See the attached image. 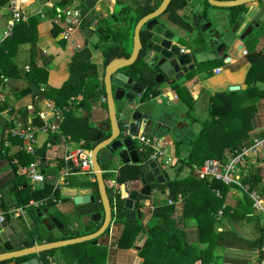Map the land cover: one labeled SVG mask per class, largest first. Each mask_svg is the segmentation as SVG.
<instances>
[{"label":"crops","instance_id":"obj_1","mask_svg":"<svg viewBox=\"0 0 264 264\" xmlns=\"http://www.w3.org/2000/svg\"><path fill=\"white\" fill-rule=\"evenodd\" d=\"M0 1V77H2V71L6 67H15L17 74H22L23 72H26L27 69V72H29L31 66L34 68L33 72L29 73L26 78L19 75L3 77L0 80V93L4 97V101L0 103V211L4 212V220L7 219L10 223L17 221L24 230L27 225L22 221V215L24 212H27L32 222L35 224L36 229L39 232L44 231L40 224V218L36 215L37 212H35L36 208L40 209L38 208L40 202L29 200L27 204L17 205V197L13 192L12 186L18 183L16 190L24 185L27 186V180L24 176L23 168L26 166V161L32 160L33 157L22 150L21 147L24 146V142L9 135L6 131L8 125L5 120L11 117L10 115L12 114L19 115L24 121L30 120L34 124L41 125L43 117L45 116L47 119L49 115L48 120L58 124L60 133L49 136L53 142L52 147L49 150L40 145V142L47 134L40 133L37 136L36 145L38 147L36 146V151L40 156L47 154L52 150L57 152L56 157L41 164V170L44 173V182L53 184L57 192L56 198L53 200V205L49 206L46 210L41 208L40 211H42L45 216L55 217L61 221L65 227L69 224L74 225L73 231L66 229L67 233L65 237H72L74 235L91 232L95 226L99 225V222L92 221L89 218V215L79 216V210L83 209V206L90 205V203L75 205L72 202V196L76 194H92L91 188L68 185L62 179L66 177L63 175L62 166L58 172H54L53 169L55 167V161L60 158L59 155L61 151L65 147H72L71 139L73 138V135H76L77 133L81 135L76 146L80 143L83 144L84 129L83 126L76 128V123L79 122L81 124L85 120L87 124L93 126L96 122L104 120V118L98 115L92 116L88 113L89 106L90 108L98 106V104L99 106H102L103 102H100L99 100L101 96H98L97 98L95 97L89 103L83 101V90H91L85 88L88 83L91 84L90 81L95 80V83L98 84L97 86L100 85L99 77L101 76L102 67V58L100 55L101 41L92 44V42H90V37L93 35L94 30L89 31L81 28L79 23L78 26H75L69 22L73 19V11H78L77 19L80 22L81 17L79 14V6L83 0H78L77 3L76 0H70V2L63 7L59 8L58 6H55L54 11H52L53 4L58 0ZM101 1L102 0H96L94 2L92 9H90L91 12L97 11V6ZM107 1L106 15L110 16L113 12L112 5L114 4L125 3V5L119 6V8H122V10H120L121 13L123 12V14H125L124 12H131L133 7L141 6L145 2H148V4L151 5L154 0ZM11 2L18 7L25 18L23 21L14 24L10 35L4 36L7 20L10 18L9 6ZM73 2L75 3L73 4ZM129 2L132 3L131 7H129ZM189 2L183 7L180 6L176 12L179 17L181 16L185 19V24L190 22L191 13L195 12L199 20L204 19V23H210L209 28H211L213 32L227 30L226 22L230 20V14L227 8H225V14L222 11L212 10L214 17L219 19L222 24L221 27H219L220 25L212 27V22L207 16L209 6H203V0H190ZM194 5L197 6L193 10ZM244 6L250 8V12L247 13L246 19L257 10L254 7L255 3L246 4ZM62 8L64 9V12H61L63 10ZM203 10L206 12L205 17L202 14ZM89 13L90 12L83 13L82 19L89 18ZM97 15L98 17L92 20L90 26H98L99 18L105 17V13H97ZM262 18L264 19V12L262 13ZM161 19L167 22L168 27L174 33H179V29L175 26L177 23L171 22V19L166 18V15L162 16ZM213 19L216 20L215 18ZM260 25L261 29L255 31V36L258 41L254 50L264 54V21L260 22ZM74 28L82 31V41H79L76 34L77 31H72ZM55 29H58V31L54 34L53 30ZM186 29L191 32L189 40H182L179 45L184 52L196 48L199 42L198 38H196L197 36H195L196 32H194V30L191 31V28ZM207 30L208 28L206 29V32ZM213 32L207 35V39L210 37L212 39L211 41L208 40L210 47L213 45ZM85 35L87 37L84 38L83 36ZM249 39L251 38L246 40ZM233 42H235L234 45L232 44L233 46L230 45L226 50L219 51L218 53L213 52V49L208 48L207 45H203V48H197L198 61L195 63V69H193V72L187 74L181 78V80L176 82L178 85H184L189 94H191L193 99L192 114L197 120L201 121L207 116L209 94L215 91L227 90V87L230 85H237L238 89L244 88L245 86L244 75L248 67V61L245 59L246 48L243 46L244 41L235 39ZM238 44H241V48L239 49L237 48ZM231 47H234L235 50L239 52L237 57L232 56ZM92 52H98V54L95 53L98 56V63H96V65H93L92 63V65L96 67L97 77L95 79L88 77L87 69L84 67L86 61H92ZM205 53H209V55L206 56L204 55ZM221 59H223V62L225 63L223 68L219 65H215V67L211 69H208V67L206 68L208 61H219ZM50 64H52V68H49ZM213 73L216 74L213 76ZM30 82L36 84L37 90H41L44 87L59 88L65 82H70L80 86L81 92H79L78 95H71L69 97L68 105H57L52 99L39 98L36 96L34 93L37 90L33 91L31 89ZM95 83L93 85H95ZM173 83L171 82L163 85V87L168 86V89H166L164 93L159 91L158 95L147 97V105L141 109L149 114L147 120L148 125H141L138 129V132L141 134L157 139V145L162 146L166 150L170 160H175L172 165H165V167H171L175 170V173L172 176L168 175L164 166L158 160L156 161L165 170L168 179L173 177H183L179 175L180 170L183 168L186 169V172L183 174L186 175L188 173L191 175L189 168L193 164L190 166H180L178 159L185 158L189 154L190 139L195 134L193 127L199 128L198 122H190L185 118L184 110L186 107L179 101L175 91L170 89V86ZM256 84L259 87H264V82L259 81L256 82ZM206 86H215L214 88H221V90H214L207 94V91H204ZM80 87H78V90ZM27 89L29 90L26 91ZM164 96L166 97V100L162 108H159L158 105H154V100ZM76 98L80 101L77 102ZM95 100L97 101L96 103H94ZM173 101L174 103H171ZM51 105H53V109H56L61 114L62 118L60 120H54L50 116L51 113L49 109ZM6 107L10 108V115L3 112ZM69 107H72L73 111L76 112L72 117V113L70 116L65 113ZM198 111L200 118L196 114ZM201 116L204 117L201 119ZM66 121L71 122V129L63 132L61 125ZM195 124H197L198 127ZM73 128H75V130H72ZM170 128L172 130L171 134H173L171 136L168 135ZM176 130H178L177 136H175ZM263 135L264 97L258 99L255 103V110L250 118V130L248 131V138L250 140L244 147L250 146L254 139H259L263 137ZM64 137H68L67 143L66 140H63ZM181 138H184V142L180 140ZM262 156H264V143L255 150L254 154L248 153V158L246 157L236 168V174L239 176L241 187H227L222 204L216 209L215 213H212V219H210L207 214L201 216L200 223L205 227L207 236L215 237L219 244L216 245L213 250L215 252V254H212L214 260L208 259L205 264H264L262 261V258L264 257V217L254 210L251 205V199L248 195V192L255 191L264 200V168L257 164V161H259ZM112 163L114 166L111 168L109 167V170L115 171L117 167H119L120 162L115 159ZM250 166L262 169L260 170V180L257 182L256 188L248 190L242 179L247 177ZM111 180L112 179L108 180V183ZM42 184H37L34 188H39ZM119 184H123V187L118 195L124 199L127 186L135 185L136 183L135 180H131ZM163 190V193L158 192L165 196L164 202L167 203V200L171 201L170 204L173 206V217L175 218L176 225L184 230L188 241L194 242L196 239L195 220L183 217V201L181 196L177 195L176 200H171L167 197L168 189L165 187V184H163ZM154 191L156 190H151L150 197L144 198L143 205L140 204V217L142 216L141 221L143 228L134 236V240L130 247L126 248L116 245V240L120 236L123 225L121 222L115 221L114 217L111 220L106 235L102 234L96 239L90 241L88 246L101 247L100 251L102 255L100 254L97 258L99 264L142 263V257L137 254V251L140 249L145 239H140L139 243L137 242V239L141 235L146 238L147 225L150 223V212L154 207L152 201L156 198L154 196ZM108 192L111 194L110 188ZM245 193L248 200L244 197ZM116 196L110 198L112 204H114ZM215 196L218 198L220 197V195H216V193ZM94 202H98V199ZM17 206L22 207V214L13 213V208ZM225 208H228V211H224ZM95 212H100V208L98 207ZM11 215H13V217H11ZM134 217L139 218L136 216ZM56 238L57 237H54L53 239ZM198 245L202 246L203 244L199 243ZM73 249L74 248L71 246H65L54 251L56 255L55 264H76ZM193 264H201V261L196 260Z\"/></svg>","mask_w":264,"mask_h":264},{"label":"trees","instance_id":"obj_2","mask_svg":"<svg viewBox=\"0 0 264 264\" xmlns=\"http://www.w3.org/2000/svg\"><path fill=\"white\" fill-rule=\"evenodd\" d=\"M179 0H170L166 10L162 14L166 15V18L171 19V22L180 23L181 19L177 15V10L180 8ZM1 2V1H0ZM70 0H58L53 4L54 7H63L67 5ZM82 8L79 11L80 22L79 26L83 29L89 28L92 20L97 18V15L92 14L91 10H88L81 1ZM156 4L150 5L145 2L137 10L131 14H122L119 17L113 16V20H125L123 25V32L127 35L126 39L118 38L116 33H112V45L111 52H108L106 45V33L100 35V55L101 65L105 64L109 59L116 55L119 48L126 50V47H130L131 44V31L132 27L142 14L151 11ZM203 6L207 7L206 0H203ZM229 10L230 19H233L238 13L244 11V6H232L227 8ZM85 12H90L89 18H83L82 15ZM121 12V11H120ZM203 16L206 12L203 10ZM112 20V21H113ZM98 26L107 29L108 19L99 18ZM110 21V20H109ZM58 29L53 30V33H57ZM93 31V29H91ZM115 32V31H114ZM256 37L249 40H245L244 43L248 46L253 42ZM122 39V44L118 40ZM140 40L145 42L146 33L140 32ZM5 46V45H4ZM124 47V48H123ZM245 53V59L248 61V67L244 75V88L236 90H223L215 91L208 96L207 102V116L203 120H197L193 112V99L191 94L184 85H178L174 82L170 89L174 90L177 94L179 101L186 107L184 110L185 118L190 122H198L199 128L195 131V134L190 139L189 154L185 158H180L178 161L181 165L190 166L191 164H201L206 159H221L225 151L234 153L239 151L242 147L249 143L248 131L250 130V118L255 110V103L258 99L264 97V87H259L256 82H264V54L254 49H247ZM139 57L142 53H139ZM218 60L208 61L206 67L211 69L215 67ZM92 65L90 62H85V69ZM33 66L26 72L17 74L15 67H6L2 71V77L8 76H23L27 77L29 73L33 72ZM125 71L135 77L142 85L148 83L151 77L149 70L145 67L141 60H138L133 65L127 67ZM25 75V76H24ZM100 84V83H99ZM96 85V87H95ZM90 91L83 90V101L89 103L95 97L103 96V87L100 84L95 83ZM75 84L65 82L59 88L44 87L41 90H37L34 94L39 98H49L56 102L57 105H64L69 103V97L73 94L78 95L81 92V87L78 90ZM83 88V86H82ZM27 89L26 91H28ZM159 94L157 89H153L150 95L147 97H154ZM104 105V103H103ZM85 117V116H84ZM71 122L62 123L61 128L64 131L71 129ZM83 126V145L87 148H91L94 144L104 139L107 134L97 129L96 127L87 124L84 120L81 124L76 123V128ZM262 136V135H261ZM150 149L139 153L142 161L148 159ZM1 156V152H0ZM24 160V159H23ZM30 160H27L28 162ZM62 166L61 159L55 161L54 172L60 171ZM108 166L102 167L103 182L109 190L110 185L108 180L112 179L117 183H124L131 180H137L139 178L140 169L137 164H120L117 167L115 174L109 172ZM262 168L250 166L247 177L243 178V183L248 190L254 189L257 186V182L260 180V170ZM21 177V176H20ZM66 184L75 185L80 187L91 188L92 194L95 200L98 199L97 186L95 180H90L85 175H68L63 178ZM168 189L167 197L171 200H176L177 195L181 196L183 201L182 215L184 218H191L195 220L196 227V239L194 242L187 240L185 232L182 228L178 227L173 217V206L163 202L159 205H154L150 214V223L147 225L146 238L137 254L142 257L141 264H193L196 260H200L201 264H205L208 259L214 260L215 254L214 247L219 245L213 236H207L205 227L200 223L201 216L207 214L212 219V213H215L216 209L222 204L223 197L226 193L227 186L220 181L211 179L209 181L203 179H197L188 173L183 177H173L168 179L164 183ZM17 184L12 186L13 192L17 197V205L27 204L29 200L38 201L40 204L38 208L47 209L53 205V200L56 198L55 186L48 182H43L39 188H27L23 186L16 190ZM215 190L218 191L220 197L215 196ZM245 199L248 197L245 193ZM250 200V199H249ZM240 203V202H239ZM238 203V205H239ZM110 205L113 207V217L115 221L121 222L123 225L120 236L116 240V245L119 247H130L134 236L143 228L142 216L139 218H131L128 215V210L123 208V199L120 195L116 196L114 204L110 200ZM84 207V208H83ZM79 210V216L89 215L95 212L97 208H100L99 201L90 203V205L83 206ZM249 208V206H248ZM39 209V210H40ZM224 211H228L225 208ZM158 220V221H157ZM98 227L95 226L92 230ZM90 241L69 245L74 251V257L76 264H99L97 258L101 253V247H90L88 244ZM203 244L199 246L198 244ZM81 245L88 247L80 248ZM67 247V246H66ZM45 253L42 254V258ZM44 264L46 261L43 259Z\"/></svg>","mask_w":264,"mask_h":264},{"label":"water","instance_id":"obj_3","mask_svg":"<svg viewBox=\"0 0 264 264\" xmlns=\"http://www.w3.org/2000/svg\"><path fill=\"white\" fill-rule=\"evenodd\" d=\"M95 1L83 0L82 2L90 10ZM169 1L158 0L157 2L155 0L156 6L138 17L132 27L131 44L130 47H126L128 55L114 56L101 67L99 83L103 87L106 117L93 126L106 133L107 136L89 148L90 164L94 171L100 204V212L90 213L89 218L94 222H99L98 227L88 233L65 237L66 229L73 231L74 225L69 224L65 227L55 217L45 216L42 211L36 208V215L40 218V224L44 230L39 232L28 213L24 212L22 221L27 225L25 230L17 221L10 223L6 219L0 225V264H44L43 259L46 264H55L56 255L54 251L57 249L91 241L108 232L113 218V208L110 205L111 194L103 182L102 167L108 166L115 159L120 164H137L140 169L139 178L135 180L136 184L127 186L123 199V208L128 210L129 217H140V206L143 205L144 198L150 197L151 190L163 193V184L168 181L165 170L155 160L142 161L131 138L138 132L141 125H148L149 114L144 110L142 111L141 108L147 105L150 84L142 85L125 69L141 60L149 70L152 80H155V77L160 74L163 75L166 83L177 82L193 72L195 63L198 61L196 48L187 52H180V41H188L191 35V32L186 28H191V31L194 30L196 38L201 35L204 45L218 53L226 50L235 39L245 41L248 38L256 37L255 31L261 29L260 22L264 21L262 18L264 0H206L208 6L223 8L255 3L254 7L257 10L246 19L250 8L244 6V11L226 22L227 30L220 32H213L209 28L210 23H204V19H201L203 25L200 26L197 14L192 12L189 23L185 24V19L179 17L181 22L175 25L179 29V33L176 34L160 17L166 10ZM189 1L181 0L179 6L183 7ZM196 6L194 5L193 10ZM206 27L208 28L207 32ZM86 29L94 30L90 37L92 44L98 42L99 36L104 32V28L101 26H90ZM141 31L146 33V40L143 43L140 40ZM211 32H213L214 39L213 45L210 47L207 35ZM237 48H241V44H238ZM140 52L142 55L139 57ZM87 75L89 78H96V67L89 66ZM30 87L33 91L37 90L34 82H30ZM236 89H238L237 85L227 87V90ZM101 125L105 127L102 128ZM165 191L167 192L166 189ZM94 201V196L88 193L72 196V202L75 205L94 203ZM54 237L57 238L53 239ZM140 239L145 238L141 235L137 239L138 243ZM43 253L45 255L42 258Z\"/></svg>","mask_w":264,"mask_h":264},{"label":"built area","instance_id":"obj_4","mask_svg":"<svg viewBox=\"0 0 264 264\" xmlns=\"http://www.w3.org/2000/svg\"><path fill=\"white\" fill-rule=\"evenodd\" d=\"M10 18L7 20L6 29L4 31V36H8L11 33L12 27L15 23L24 20V15L15 6L13 2L10 3ZM73 19L69 21L72 25L78 26V11L72 12ZM180 52H183V49L180 48ZM4 101L3 95L0 93V103ZM104 101V97H100V102ZM50 116L55 120H60L61 114L53 109V105L50 106ZM3 112L10 115V108L6 107ZM6 121L7 128L6 131L10 136L18 138L24 142V146L21 147L26 153L30 154L33 159L26 163V166L23 168L24 176L27 180V186L30 189H33L37 184H42L44 182V173L41 170V164L46 163L47 160L53 159L56 157L57 152L52 150L51 152L43 155L37 154V136L40 133L47 134L46 137L40 142L44 148L48 150L52 147V140L50 135L59 134L58 124L49 121L48 117H43L41 125L32 123L30 120H22L19 115H10ZM43 116V114H42ZM127 133V131H124ZM137 153H142L149 148L151 151L148 155V160L159 161L163 166L172 165L175 160H170V157L167 155L166 150L157 145L158 140L153 137H148L146 135L137 132L134 136H131ZM64 141L68 140V137H64ZM62 140V141H63ZM264 143V135L259 139H254L253 143L248 147H242L239 151L231 153L229 151L225 152L221 159H207L201 164H193L190 166L189 171L192 176L197 179L203 180H217L225 184L227 187L237 186L241 187L239 181V176L236 174V168L238 165L243 162L247 157L248 153L254 154L255 150L258 149ZM37 146V147H36ZM60 159L62 161V172L64 176L68 175H85L89 179L94 180V171L92 170L90 164V150L85 147L82 143L78 144L75 147H65L60 153ZM264 156L257 161L259 166H263ZM115 174V171L108 170ZM103 172V170H102ZM61 179V178H59ZM63 179V178H62ZM111 197L114 198L116 195L120 194L123 184H119L114 180L109 182ZM216 195L218 191L215 190ZM249 198L251 199V205L254 210L261 214L264 217V200L257 194L255 191L248 192ZM167 203L170 204L171 201L167 200ZM13 213L22 214L23 210L21 206L13 208ZM4 212L0 211V225L4 221ZM264 262V257L262 258Z\"/></svg>","mask_w":264,"mask_h":264},{"label":"rangeland","instance_id":"obj_5","mask_svg":"<svg viewBox=\"0 0 264 264\" xmlns=\"http://www.w3.org/2000/svg\"><path fill=\"white\" fill-rule=\"evenodd\" d=\"M77 1L78 0H76V3H77ZM80 1V0H79ZM75 2H73V4H74ZM128 3V2H127ZM108 4V1L107 0H102L99 4H98V6H97V11H95V12H93L92 11V14H95V15H97V13H105V17L104 18H106V19H108V21L110 20V21H112L113 19L110 17V16H108V15H106V11H107V9H106V5ZM110 5H112V4H110ZM120 5H125V3H121V4H114V5H112V8H113V14H114V16L116 17L117 16V10L119 9V6ZM131 5H132V3L131 2H129V7H131ZM82 8V6H81V4H80V6H79V9H81ZM63 9V8H62ZM218 10V11H222V12H224V14H225V8H223V7H221V8H219V7H214V6H209L208 7V14H207V16H208V19L212 22V24H211V26L212 27H216V26H219V25H221V23H220V21H219V19H217L216 17H214V15H213V13H212V10ZM224 10V11H223ZM61 12H64V9L61 11ZM132 10H131V12L130 11H128V12H124L125 13V15L126 14H132ZM219 15V14H218ZM97 17H98V15H97ZM118 17V16H117ZM223 17V16H222ZM213 18H215L216 20H214ZM200 21V26H202L203 24H202V20L200 19L199 20ZM61 22V21H60ZM77 31V37L79 38V41H82V31L80 30V29H77V28H74L72 31L74 32V31ZM258 35V34H257ZM84 38L85 37H87L86 35L85 36H83ZM257 38V37H256ZM254 39L253 40V42L248 46V48H247V45L244 43V48H247V49H249V50H251V49H254L255 48V46H256V44H257V41H258V39ZM234 43L235 42H233L232 44L234 45ZM231 44V45H232ZM232 45V46H233ZM232 49H231V52H232V56L233 57H237L238 55H239V52L237 51V50H235V48L234 47H231ZM95 53H97L98 54V52H95ZM94 52H92V58H91V60L92 61H90L91 63H93V65H96V63H98V61H97V59H98V56H97V54H95ZM204 55H206V56H208L209 55V53L208 54H204ZM215 65H219V66H221L222 68L224 67V65H225V63L223 62V59H221V60H219ZM49 68H52V64H50V66H49ZM207 68V67H206ZM216 73H213V76L215 75ZM212 76V75H211ZM93 79H95V78H93ZM91 82V84L93 85L96 81L95 80H92V81H90ZM90 83H88L87 84V86L85 87V88H87V89H92L93 88V86L91 85ZM215 86H213V87H209V86H206L205 87V90L204 91H207V94L208 93H211V92H213L214 90H221V88H214ZM166 89H168V86H164V87H162L161 88V92L162 93H164V91L166 90ZM86 90V89H85ZM206 93V92H205ZM167 96V95H166ZM168 97V96H167ZM76 100H77V102H79L80 100L79 99H77L76 98ZM100 100V99H99ZM165 100H166V97L164 96V97H159V99L157 98L156 100H154L153 101V103H154V105H158V107L159 108H162L163 106H164V102H165ZM97 101L95 100V102L94 103H96ZM171 103H174V101L173 102H171ZM77 107V106H76ZM72 109V107H69L68 108V110L67 111H65V113L68 115V116H70V114L72 113V115H71V117L74 115V114H76V112H74L73 111V109ZM88 112V111H87ZM88 113H90L92 116H100V117H102V118H104L105 119V117H106V110H105V106L102 104V106H99V104H98V106H95V107H93V108H90V106H89V112ZM198 116H199V118H200V114H199V111L196 113ZM78 115V114H77ZM206 115V114H205ZM204 115V116H205ZM204 116H201V119L204 117ZM203 120V119H202ZM197 127H198V125L197 124H195ZM173 127V126H172ZM193 131H197L198 130V128H196V127H193ZM72 130H75V128H73ZM171 132H172V130H171V128H170V130H169V132H168V135H173V134H171ZM151 133V132H150ZM177 134H178V130H176L175 131V136H177ZM73 138L71 139V141H72V147H75L76 146V144L79 142V139L81 138V135L80 134H76V135H73L72 136ZM6 138H8V137H6ZM8 139H10V138H8ZM181 141H183L184 142V138H181L180 139ZM114 166V164L111 162V163H109V165H108V167H113ZM164 168H165V170H166V172L168 173V175L169 176H172L175 172V170H173L171 167H165L164 166ZM186 172V169L185 168H183L182 170H180V174L179 175H181V176H185V174H183V173H185ZM183 174V175H182ZM154 196L156 197V198H154V201H152V204H154V205H159V204H161V203H163L164 202V198H165V196H163V195H161L158 191L156 192V191H154ZM103 235H106V233H104ZM84 247H88V246H85V245H81V247L80 248H84ZM69 254V253H68Z\"/></svg>","mask_w":264,"mask_h":264},{"label":"flooded vegetation","instance_id":"obj_6","mask_svg":"<svg viewBox=\"0 0 264 264\" xmlns=\"http://www.w3.org/2000/svg\"><path fill=\"white\" fill-rule=\"evenodd\" d=\"M181 0H179L178 1V3L180 2ZM157 2H158V0H157ZM186 3H188V2H186ZM155 4V0L153 1V3H151V5H154ZM142 6V5H141ZM136 7V10L140 7V6H135ZM135 7H133V11H134V9H135ZM120 10H122V8L120 7L118 10H117V16L119 17V16H121V15H123L121 12H120ZM114 16V14H113V12L111 13V15H110V17L112 18ZM163 16V15H162ZM162 16H160V17H162ZM125 20H113V21H108V26H107V29L105 28L104 30H107V32L108 33H106V38H107V40H106V45H107V48H108V52L110 53L111 52V45H112V43H111V41H112V33H116L117 35H118V38H124V39H126V37H127V35L123 32V25L125 24ZM115 31V32H114ZM122 39H119L118 40V45H119V47H120V44H122ZM198 46H196V49L197 48H203V45H204V42H203V38H202V36L200 35V36H198ZM212 39L211 38H209V41H211ZM128 55V51H126V50H123V49H121V48H119L118 50H117V53H116V57H121V56H127ZM114 57V56H113ZM165 80H164V77H163V75H157L156 77H155V80H152V76L149 78V81H148V84H150V87H149V90H148V92L150 93L153 89H157L158 91H161V88L163 87V85L164 84H168V83H166V82H164ZM172 83H173V81H172ZM101 127L102 128H104L105 126L104 125H101Z\"/></svg>","mask_w":264,"mask_h":264}]
</instances>
